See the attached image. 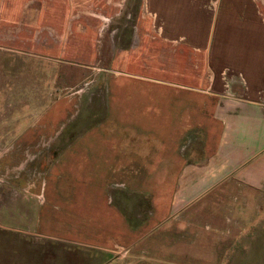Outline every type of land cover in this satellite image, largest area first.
Wrapping results in <instances>:
<instances>
[{
  "label": "crops",
  "instance_id": "obj_1",
  "mask_svg": "<svg viewBox=\"0 0 264 264\" xmlns=\"http://www.w3.org/2000/svg\"><path fill=\"white\" fill-rule=\"evenodd\" d=\"M9 1L0 0V22ZM103 1L139 10L134 33L117 22L131 47L122 43L114 55L76 148L64 143L38 178L19 180L13 200L23 213L22 202L34 196L30 216L45 227L36 232L52 239L62 223L67 239L95 251V264H264L243 251L264 249V0H94L98 12L81 0L78 9L103 23L107 14L119 20ZM13 5L20 26L32 25L29 11L56 18L54 0ZM47 27L51 50L73 38ZM129 48L135 52L125 54ZM117 77L135 78L136 86ZM32 132L15 130V142L2 146L0 179L53 140V131L49 139L40 132L38 144L26 145ZM16 153L24 156L11 164ZM29 188L35 192L27 196Z\"/></svg>",
  "mask_w": 264,
  "mask_h": 264
},
{
  "label": "rangeland",
  "instance_id": "obj_2",
  "mask_svg": "<svg viewBox=\"0 0 264 264\" xmlns=\"http://www.w3.org/2000/svg\"><path fill=\"white\" fill-rule=\"evenodd\" d=\"M80 1L54 0L56 18L47 15L48 17L37 16L39 18L35 19L38 12L29 11L28 20H31L32 25L29 21L21 26L16 24L18 19L14 17L15 0L7 2L3 10L4 20L0 22V151L2 146L13 143L14 135L17 134L15 130L20 133L30 128L33 131L30 141L24 139L26 145L38 144L41 133H48L49 139L53 131V140L43 142L35 149L33 154L36 158L34 157L32 163L25 161L23 167L17 166L19 170L14 169L0 179V264H95L99 260L94 250L84 248L79 241L67 239V234L62 231V223L55 226L59 227L57 232L55 229V237L52 239L46 237L45 232L44 236L36 232V227L38 231L44 224L41 227L42 222L30 216L29 209L33 207L34 196L22 202L23 213L20 211L19 200H13V188L19 191V187L24 186H19V180L32 181L38 178L39 170L45 165V159L47 163L51 158H54L55 162L60 159L59 149L64 143H70L72 148H76V144L72 142L76 143L77 134L83 130L84 125L92 123L93 117L91 115L89 119V114L103 96L102 82L109 79L110 67L116 59L114 55L123 47L122 43L124 47H131V44L127 46L128 39L121 36L122 32L117 33L121 27L117 22L123 24L125 34L134 33L131 24L134 19L131 18H136L138 22L139 10L133 9L128 3L118 9L116 5L103 1L109 12V8H117L120 12L119 20L107 14L108 22L103 23L89 14L80 13ZM83 3L86 8L100 11L99 8L96 9L98 3H94V0H83ZM46 12L47 10L42 14L45 16ZM47 26H51L58 37L69 36V39L73 37V40L61 42L51 50L49 45L53 43L49 38L45 39ZM138 28H141V25ZM137 29L135 32L142 31ZM15 31H18L17 35ZM64 47L65 52L61 55L60 50ZM172 50L173 45L165 48L168 53ZM133 52L135 51L129 48L125 54ZM138 52L140 54L139 50ZM112 80L130 81L129 84L134 85L136 79L117 77ZM123 85L125 87V82ZM50 117L53 118L52 127L49 124ZM38 118L42 123L35 121ZM45 121H48L47 131ZM23 156L24 153L13 154L14 162L11 164H16L17 158L21 159ZM71 161L69 176L76 178L79 171L75 154L71 155ZM58 168L62 173L63 170L59 166ZM56 173L55 170V176ZM16 175H20V178L15 177ZM29 192L34 193L35 190L29 188L27 196H30ZM3 224L7 228H3ZM26 226L35 231H14L17 228L24 230ZM259 236L262 238L264 234L260 233ZM260 237L257 242L262 245ZM31 245L34 247L31 248ZM243 251L245 256L252 259L261 258L264 262V249L250 248ZM122 252L118 250L117 254Z\"/></svg>",
  "mask_w": 264,
  "mask_h": 264
}]
</instances>
